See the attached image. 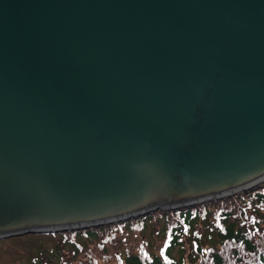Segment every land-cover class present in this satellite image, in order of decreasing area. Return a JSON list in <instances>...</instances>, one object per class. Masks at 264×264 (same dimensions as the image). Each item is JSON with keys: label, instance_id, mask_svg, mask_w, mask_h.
<instances>
[{"label": "water", "instance_id": "water-1", "mask_svg": "<svg viewBox=\"0 0 264 264\" xmlns=\"http://www.w3.org/2000/svg\"><path fill=\"white\" fill-rule=\"evenodd\" d=\"M263 185L264 0H0V239Z\"/></svg>", "mask_w": 264, "mask_h": 264}, {"label": "trees", "instance_id": "trees-1", "mask_svg": "<svg viewBox=\"0 0 264 264\" xmlns=\"http://www.w3.org/2000/svg\"><path fill=\"white\" fill-rule=\"evenodd\" d=\"M146 231L160 243L147 240ZM39 235L52 245L27 264H264V186L121 223Z\"/></svg>", "mask_w": 264, "mask_h": 264}, {"label": "rangeland", "instance_id": "rangeland-1", "mask_svg": "<svg viewBox=\"0 0 264 264\" xmlns=\"http://www.w3.org/2000/svg\"><path fill=\"white\" fill-rule=\"evenodd\" d=\"M204 202H209V201L205 200ZM179 206L180 207L178 208L185 207L183 203H179ZM131 235H134L133 232L130 234V238L132 241H136V239L133 238ZM144 235L147 238V240L149 241L151 240V242L155 243V245L159 244L161 241V237L159 235L154 236L148 231H146ZM51 245H52V240H49L47 237H44L43 235L34 234V233L1 238L0 264H27L28 260L30 262L32 257L38 256L37 252L43 251L44 249L50 247Z\"/></svg>", "mask_w": 264, "mask_h": 264}, {"label": "bare ground", "instance_id": "bare-ground-1", "mask_svg": "<svg viewBox=\"0 0 264 264\" xmlns=\"http://www.w3.org/2000/svg\"><path fill=\"white\" fill-rule=\"evenodd\" d=\"M262 179H263V178L259 179L258 181H260V180H262ZM258 181H257V182H258ZM238 189H242V188H238ZM236 191H237V190H236ZM164 206H166V205H162V207H164Z\"/></svg>", "mask_w": 264, "mask_h": 264}]
</instances>
